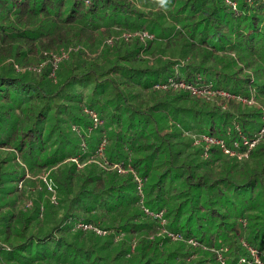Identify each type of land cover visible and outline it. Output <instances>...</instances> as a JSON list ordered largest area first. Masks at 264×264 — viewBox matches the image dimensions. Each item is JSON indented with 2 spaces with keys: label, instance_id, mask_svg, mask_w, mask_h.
Wrapping results in <instances>:
<instances>
[{
  "label": "trees",
  "instance_id": "trees-1",
  "mask_svg": "<svg viewBox=\"0 0 264 264\" xmlns=\"http://www.w3.org/2000/svg\"><path fill=\"white\" fill-rule=\"evenodd\" d=\"M263 108L264 0H0V264H264V136L195 144Z\"/></svg>",
  "mask_w": 264,
  "mask_h": 264
},
{
  "label": "built area",
  "instance_id": "built-area-1",
  "mask_svg": "<svg viewBox=\"0 0 264 264\" xmlns=\"http://www.w3.org/2000/svg\"><path fill=\"white\" fill-rule=\"evenodd\" d=\"M235 4V3H234ZM157 87L160 89V88H169V87H174V88H184V89H187L189 91H192L194 94H202L204 95L205 97L207 98H211L212 96H214L216 93L220 94V95H223V96H232L230 93H228L227 91L225 90H217V92L213 89H210V88H202V87H198L197 85L195 84H191V83H188L186 84L185 81H174L172 78L169 79V81L163 83V84H157ZM238 99L240 100H243L244 102L248 103V104H255L257 103L256 102V99L255 97H252L250 99L248 98H242V97H237ZM89 112L91 113V115L94 117L95 119V123L96 125L100 122L99 119H98V116H97V113L93 110H89ZM262 120H263V125L261 127V129L255 134L254 138L253 139H248V138H244L243 137V141H244V145H247L249 150L245 151L244 150V153L243 151L240 152V155L241 157H247L248 154H249V151L251 148H253L256 143L264 136V108H263V117H262ZM199 140H204V141H207V142H217L219 144H221L222 148L224 149V151L230 155H234L236 154V152L238 151L237 148H231L227 145V143L225 142V140H222V139H216L214 137H211L209 135H202L201 137L197 138V141L196 143H199ZM105 143V142H104ZM104 143L102 144L99 152H100V155H103V146H104ZM235 146L238 147L239 144L238 143H235ZM239 152V151H238ZM120 172H123L125 171L124 167L121 165V164H115L114 165ZM43 179L44 181L48 184V188L49 190H54L53 188V184H52V181L51 179H49L48 175L45 174L43 175ZM139 180V192L141 195H143V189H142V183H141V180L139 178H137ZM52 200L54 202H56V194H54L52 196ZM146 211L149 212V209L148 208H145ZM157 216L161 217V214H157ZM80 226H84V224H80ZM88 227H92L91 225L88 226ZM96 229V227H94ZM97 231L101 234L105 233V231H102L100 229H97ZM174 238H176L177 236H179L178 234H173V233H170ZM192 241V240H191ZM257 252L256 250H253L252 252Z\"/></svg>",
  "mask_w": 264,
  "mask_h": 264
},
{
  "label": "rangeland",
  "instance_id": "rangeland-1",
  "mask_svg": "<svg viewBox=\"0 0 264 264\" xmlns=\"http://www.w3.org/2000/svg\"><path fill=\"white\" fill-rule=\"evenodd\" d=\"M250 1V3H252L253 2V0H249ZM234 6H235V8H236V3L234 4ZM125 35H127V34H125ZM130 34H128L127 36H129ZM143 36H147L148 38H153V35L152 34H149L148 32H145L144 34H143ZM175 77H178V76H172L171 78L174 80V81H177L176 79H175ZM170 79V78H169ZM169 79H168V81H169ZM184 81V80H183ZM165 83V82H164ZM185 83L186 84H188L189 82H187V81H185ZM158 84H163V83H158ZM155 87L157 88V89H159L158 87H157V84L155 85ZM187 90V89H186ZM211 98H207V100H210ZM257 101V100H256ZM260 141V140H259ZM258 141V142H259ZM199 142H202V140H199ZM205 142V144L207 145V146H211V145H218V146H220L221 148H222V146H221V144H219V143H217V142H215V143H213V142H207V141H204ZM195 144H199V143H196V141H195ZM222 150L224 151V149L222 148ZM225 152V151H224ZM225 154H228V153H226L225 152ZM204 155L205 156H209V152L207 151V149L205 150V152H204ZM229 156H231V157H233V156H235V157H240V158H243L244 159V157H241V155H240V152H236V154H234L233 156L232 155H230V154H228ZM22 185V183H20V186ZM162 223L164 224L165 223V220H162ZM163 232H166L165 231V229H163ZM167 233V232H166ZM253 256L255 257V259H256V261H258L259 263H261V260H260V258H259V252H253Z\"/></svg>",
  "mask_w": 264,
  "mask_h": 264
}]
</instances>
